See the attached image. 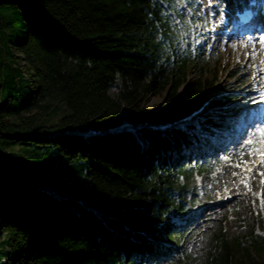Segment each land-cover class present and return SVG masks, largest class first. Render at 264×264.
Wrapping results in <instances>:
<instances>
[{"label":"trees","instance_id":"16d2710c","mask_svg":"<svg viewBox=\"0 0 264 264\" xmlns=\"http://www.w3.org/2000/svg\"><path fill=\"white\" fill-rule=\"evenodd\" d=\"M174 18L195 19L174 0H0V264H149L174 253L172 217L194 206L192 176L206 170L190 150L226 138L213 117L155 127L216 82L200 52L181 46ZM150 96L160 101L147 118ZM242 227L230 236L219 226L207 264H264L263 233Z\"/></svg>","mask_w":264,"mask_h":264},{"label":"rangeland","instance_id":"374dc122","mask_svg":"<svg viewBox=\"0 0 264 264\" xmlns=\"http://www.w3.org/2000/svg\"><path fill=\"white\" fill-rule=\"evenodd\" d=\"M229 2L192 0L191 8L194 11L191 14L190 6L185 7L183 0H174V4L181 7L187 19H195H190L188 23L186 19L183 22L177 21L176 18L173 20L177 27L180 26L181 46L195 47V50L200 52V61L206 59L205 76L215 77V86L202 98L209 100L223 93H232L235 97L226 107L205 105L197 114V126H207L203 121H206L207 117H213L217 122L223 123V126L211 128L216 136L220 133L234 140L238 135L246 137L252 134L253 128L242 133L243 125L252 120L259 113L261 105H264V90H259L260 86L248 76L250 70L243 68L240 58L235 61L231 58V61L228 60L230 52L223 48L222 39L214 42V34L211 31L219 21L214 9L225 8ZM184 23L188 30H184ZM257 100L262 101L258 103ZM159 101L157 96L148 97L141 108V114L147 118L153 115ZM203 134L207 135L206 130H203ZM254 136L256 137L252 151L239 150L231 153L227 148H220L217 153L209 152L206 159L201 158L205 161L206 170L200 176L195 173L192 176L194 182L189 186L187 198L191 197L195 204L188 207L190 210L187 211L186 217L185 214L181 216L184 217L183 220L179 218L176 221L178 227L174 238L177 246L173 249L174 253L163 259H152L149 264H207L209 253L214 251L212 239L219 226L230 236L239 232L237 226L243 228L242 225L253 227V232L261 231L264 235V183H261L264 181V175H261L264 173V162L259 158L261 152H264V147L259 153L256 151L255 148L262 142L261 137L258 138V132L254 133ZM209 140L210 143L215 141V134L210 135ZM242 144L244 143L240 140L237 146L241 147ZM191 151L192 149L191 159H196ZM180 178L184 180L183 177ZM206 205L208 206L205 207ZM199 209L203 212L198 213Z\"/></svg>","mask_w":264,"mask_h":264},{"label":"bare ground","instance_id":"6f19581e","mask_svg":"<svg viewBox=\"0 0 264 264\" xmlns=\"http://www.w3.org/2000/svg\"><path fill=\"white\" fill-rule=\"evenodd\" d=\"M229 1L236 2V0ZM215 6L217 7V5ZM228 8L229 6L220 10L217 8L214 9V13L216 12L219 17L218 24L211 31V33L214 34V42L218 39H222L221 43L223 48L230 52L228 60L231 61L232 59L235 61L240 58L243 62V68H245L246 71L250 70V72H246V74L248 73L252 81L260 86L259 90H264V71H262V69H264V63H261L264 61V50H262L264 46L260 43L261 37H264V32L262 33V30L259 29L257 25H249L242 30L240 27L230 24L229 18L231 16L228 15ZM261 101L262 100H257L258 103ZM200 212L202 213L203 210Z\"/></svg>","mask_w":264,"mask_h":264},{"label":"snow or ice","instance_id":"6c2138e0","mask_svg":"<svg viewBox=\"0 0 264 264\" xmlns=\"http://www.w3.org/2000/svg\"><path fill=\"white\" fill-rule=\"evenodd\" d=\"M260 43L262 46H264V37H261ZM262 50H264V49H262ZM261 63H264V61H262ZM262 71H264V69H262ZM258 132H259V136L261 137V142L264 143V128L259 129ZM248 143L252 144L253 141L249 140ZM261 159H262V162H264V152H261ZM237 166H239V165H237ZM249 171H250V169H249ZM261 175H264V173H261ZM261 183H264V181H261Z\"/></svg>","mask_w":264,"mask_h":264},{"label":"water","instance_id":"95a60500","mask_svg":"<svg viewBox=\"0 0 264 264\" xmlns=\"http://www.w3.org/2000/svg\"><path fill=\"white\" fill-rule=\"evenodd\" d=\"M166 125H168V124L161 125V126H159V125H155V127H158V128H160V127H165Z\"/></svg>","mask_w":264,"mask_h":264}]
</instances>
